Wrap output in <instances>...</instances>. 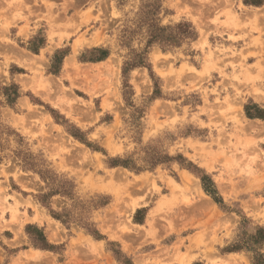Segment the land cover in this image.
Returning <instances> with one entry per match:
<instances>
[{"label":"rangeland","instance_id":"obj_1","mask_svg":"<svg viewBox=\"0 0 264 264\" xmlns=\"http://www.w3.org/2000/svg\"><path fill=\"white\" fill-rule=\"evenodd\" d=\"M260 228L264 0H0V264H252Z\"/></svg>","mask_w":264,"mask_h":264},{"label":"trees","instance_id":"obj_2","mask_svg":"<svg viewBox=\"0 0 264 264\" xmlns=\"http://www.w3.org/2000/svg\"><path fill=\"white\" fill-rule=\"evenodd\" d=\"M248 4L249 2L246 1ZM257 5L260 3H256ZM175 29L177 33H175ZM148 44H159L163 49L172 48L179 46L184 41H191L196 39L197 33L194 31V28L189 23H180L175 28L173 27H164L159 28L152 20L150 24V29L148 31ZM249 115V113H248ZM206 192L210 193L212 196L214 195L213 191H209L206 188ZM215 198V197H214ZM217 200V199H215ZM259 238L256 241L257 246L261 247L264 244V229L260 228L259 230ZM257 246H251L250 251L254 253L252 264H264V256L257 253L260 248ZM257 248V250H256ZM238 248H232L230 251H237Z\"/></svg>","mask_w":264,"mask_h":264}]
</instances>
